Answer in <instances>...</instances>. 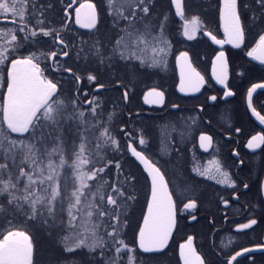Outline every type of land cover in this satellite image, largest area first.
Returning a JSON list of instances; mask_svg holds the SVG:
<instances>
[{"label":"snow or ice","instance_id":"6c2138e0","mask_svg":"<svg viewBox=\"0 0 264 264\" xmlns=\"http://www.w3.org/2000/svg\"><path fill=\"white\" fill-rule=\"evenodd\" d=\"M76 3L77 0H67L60 23L67 29L64 21L69 18V10H74V23L81 29L92 30L91 40L81 42L84 47L71 45L78 58L97 68L111 69L118 62L125 64L129 85L139 76L134 62L138 61L141 68L145 65L148 68L166 67L170 52L166 35L168 15L153 12V0H103L104 12L110 20V31L104 36L100 35V6L92 0H83L73 9ZM171 3L175 5V15L184 18L186 4L182 0H171ZM53 9L52 0L46 3L0 0V15L14 18L10 21L14 28L0 29V80L6 74L7 89L4 107L0 110V264H35L36 238L41 234L57 239L58 247L64 253V264H71L73 254L83 251L93 261H97L98 253V264H125V255L126 264H135L138 250L153 253L166 247L176 224L173 196L168 191L165 174L133 147L134 141L129 139L127 148L131 155L144 165L151 177V202L142 226L129 244L120 228L126 226L128 208L135 199L134 191H130L135 178L131 181L126 177L119 179L122 165L118 161L114 163L117 172L105 178L104 174L113 167L107 154L112 146L118 148L119 142L106 126L107 121L98 122V109L102 106L95 99L88 100L85 111L75 94L62 97L58 83L45 76L36 53L27 50L37 44L40 36L52 37L53 45L69 47L53 26L50 17ZM244 12L251 13L247 22L242 18ZM219 14L225 39H217L211 33L206 35L217 45L227 43L240 48L248 31L254 29L255 46L246 55L264 64V24L260 23L264 21V0H255V7L250 2L221 0ZM184 28V36L192 40L193 33L199 30V21L194 18ZM62 55L68 57L69 51L62 49ZM50 56L55 60L57 52L51 51ZM215 59L213 76L218 83L224 84L227 77L225 53L220 51ZM176 61L180 66L179 90L199 91L204 77L188 62V53L181 52ZM64 71L77 82L82 78L72 68ZM87 79L96 83L98 76L89 74ZM116 83L126 89L123 101L130 102L128 85L121 80ZM105 87L103 83H96V92ZM257 89H264V84H255L248 91L250 107ZM83 95L87 97L88 93ZM231 95V91L225 92V96ZM211 99L216 100V97ZM143 100L149 105L163 106L165 93L153 86L144 94ZM111 118L109 115L107 119ZM259 119L264 124V116ZM69 125L71 141L65 134V127ZM119 131L130 138L133 135L123 128ZM199 140L205 151L212 146V138L208 135L201 134ZM138 143L143 146L145 139L140 138ZM262 145L264 135H254L247 143L249 149H260ZM193 171L214 178L213 173H220L221 169L199 171L197 166ZM223 176L226 180L227 172ZM230 186L235 187V181ZM243 187L248 188V184ZM224 203L227 205V201ZM184 208H196L195 201L185 204ZM256 224L257 220L251 219L241 224L237 231ZM251 250L244 249L245 252ZM241 254L237 252L231 260ZM180 256L183 264H205L193 247L192 237L180 245ZM56 264H61V260L57 259Z\"/></svg>","mask_w":264,"mask_h":264},{"label":"flooded vegetation","instance_id":"af4514ba","mask_svg":"<svg viewBox=\"0 0 264 264\" xmlns=\"http://www.w3.org/2000/svg\"><path fill=\"white\" fill-rule=\"evenodd\" d=\"M163 3L164 0H153V12L168 15L166 35L170 52L166 67L148 68L145 65L141 68L138 61L134 62L139 76L134 84H128L129 91H139L150 85L149 88L142 92L136 104L130 100L111 106L114 120L118 117L126 120L113 122L111 132L119 146L110 149L113 167L104 175L112 177L117 172L114 163L118 161L122 165V174L118 173V178L123 180L126 177L128 181L135 178L130 186L135 199L128 208L127 224L122 225L120 231L126 234V241L131 244L143 223L151 193L148 172L127 148L128 140L132 139V146L165 174L176 208V224L168 246L163 251L153 253L138 250L135 264H183L180 245L186 243L188 237L193 238V247L205 264H228L229 261L231 264H264V145L260 149L247 147L252 136L264 135V124L259 119L264 116V89H257L253 93L251 107L247 95L253 85L264 84V64L246 55L255 46L253 37L247 39L246 36L242 46L235 48L227 43L217 45L206 35L211 33L217 39H225L219 12H185L184 18H181L175 15V5L171 0L166 4V9ZM78 6L76 3L73 9ZM194 18L199 21V30L193 33L194 39L188 40L183 34L184 26ZM12 19L11 16L0 15V29L14 28L10 22ZM74 19V10H69V18L64 21L68 28L55 26L66 43L73 30L77 33L92 31L81 29ZM244 21L247 22V19ZM188 26L192 27L190 23ZM50 41L52 37L40 36L37 43ZM53 47L57 57L53 60L49 54V64L41 67L45 69V76L57 82L59 87V83L71 75L64 71L68 57L62 55V49L67 51L68 48L64 45ZM220 51L225 53L227 63L224 84L218 83L213 76V65L217 63L215 57ZM181 52L188 53V62L204 77L199 91L179 90L180 66L176 57ZM148 55H151V51ZM78 83L80 85L81 80ZM153 86H158V90L165 93L163 106L149 107L143 102V95ZM110 88L114 92L120 91L121 95L126 90L117 83ZM105 89L96 92L95 88L94 92L100 93ZM226 91H231L233 95L225 96ZM4 92L6 99L5 78L0 80V94ZM212 96L216 100H212ZM121 128L133 133L132 137L120 132ZM201 134L212 138V146L207 151L200 147ZM140 138L145 139L143 146L138 143ZM197 166L199 171L214 167H219L221 171L214 172V178H208L193 171ZM224 172L228 174L226 180ZM220 180L225 182H218ZM232 181H235V187L230 186ZM244 184H248V188H244ZM193 200L196 208L185 209L184 205ZM224 201H227V205ZM193 216L195 219H192ZM251 219H256L257 224L250 229L237 231L241 224ZM245 248L252 250L245 252ZM237 252L242 254L231 260ZM52 253L50 249L48 264H56ZM99 259L98 253L97 261H93L83 251L72 264H98ZM126 260L125 255V264Z\"/></svg>","mask_w":264,"mask_h":264},{"label":"trees","instance_id":"16d2710c","mask_svg":"<svg viewBox=\"0 0 264 264\" xmlns=\"http://www.w3.org/2000/svg\"><path fill=\"white\" fill-rule=\"evenodd\" d=\"M165 3H163V8L166 9V4L169 2V0H164ZM41 3H46L47 0H40ZM83 2V0H77V3ZM93 3H96L100 6L99 10L101 12V20L102 24L99 25L101 28V36H104L105 33L110 31V27L108 26V17L106 16L103 8V0H92ZM245 2L252 3L253 7H255V0H240V3L243 4ZM52 3L54 4V9L50 13V17L53 19L54 27L59 25L61 26V23L59 22L62 14L64 12V7L67 5V0H52ZM184 3L186 4L185 12H219L220 7V0H184ZM157 8V6H156ZM170 9V8H169ZM171 11V9H170ZM251 13L244 12L243 18L249 19ZM57 21V23H56ZM261 24H264V21L260 22ZM253 30H249L247 33V39H251L253 37ZM90 32H84V33H77L76 31H72L69 33V39L67 43L69 44V47L67 51H69V56L67 59V68H72L75 73L80 75L81 78V84L77 81H75L74 77L72 75H67V79L61 83H59V88L61 89V95L62 97H71L74 94L76 95V98L80 102L81 105H83V109L87 111V100L89 99H95L99 102L100 107L99 113L100 118L98 120L99 123H104L107 121L106 126L113 130V122L114 121H120V120H126L124 118H117L114 120L113 118V112L111 110L112 105H122L124 104L122 95L119 92H114V90L110 87H112L118 80H121L124 85H128V77L125 75V73L128 71L127 67L123 63H117L114 68L106 69V68H97L94 64L84 61L82 58H78L76 56V53L72 51L71 45H76L77 47H84L85 45L82 44V41H90L91 35ZM32 52H35L37 57L40 60L41 66L44 68L49 64V54L51 51H54V47L50 41V43L42 42L37 43L35 46H29V49ZM25 50V51H27ZM183 50V47H182ZM89 74H94L98 76V81L96 83H103L106 85V89L103 92L95 93L94 89L96 88V83L89 81L87 79V76ZM49 77V76H48ZM5 81H6V74H5ZM138 84H141L139 82ZM143 85V84H141ZM144 86V85H143ZM150 85L144 86L141 90H137L130 92V100L131 103H138L139 98L144 90L149 88ZM77 89L79 90L77 92ZM129 90V88H128ZM84 92H87L88 95L85 97L83 95ZM5 100V92L4 94H0V110L3 109V102ZM95 106V105H94ZM111 115V120H108V116ZM71 125L65 127V134L67 135V138L69 141L73 139ZM15 135V134H13ZM108 159H110V150L107 154ZM101 165H97V167H100ZM108 178V177H105ZM2 238V237H0ZM37 246L35 249L34 259L35 264H48V260L51 256H49V250L52 249V258L57 261V259L61 260V263H64V253L61 252L60 248L57 244V239L55 237H49L47 234H41L37 236ZM80 257V252H77L73 254V257L71 258V264L76 262L78 258Z\"/></svg>","mask_w":264,"mask_h":264},{"label":"water","instance_id":"95a60500","mask_svg":"<svg viewBox=\"0 0 264 264\" xmlns=\"http://www.w3.org/2000/svg\"><path fill=\"white\" fill-rule=\"evenodd\" d=\"M222 23H223V21H222ZM144 96V95H143ZM143 102H144V100H143ZM145 103V102H144ZM146 104V103H145ZM147 106H149V107H153V106H157V105H149V104H146ZM142 164V163H141ZM143 165V164H142ZM143 167H144V165H143ZM145 168V167H144ZM146 169V168H145ZM146 171H147V169H146ZM148 172V171H147ZM148 175H149V173H148ZM149 179H150V183H151V177H150V175H149ZM168 191H169V189H168ZM151 202V193H150V198H149V203ZM146 214H147V212H146ZM143 224V223H142ZM142 226V225H141ZM173 231H174V228L172 229V231H171V235H170V237H169V240H168V243H167V245H166V247L168 246V244H169V242H170V240H171V237H172V234H173ZM165 247V248H166ZM164 248V249H165ZM163 249V250H164ZM162 250V251H163ZM160 252V251H159Z\"/></svg>","mask_w":264,"mask_h":264}]
</instances>
